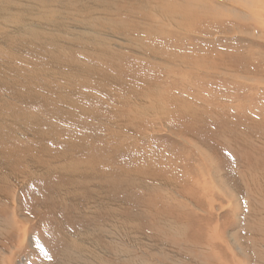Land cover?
Masks as SVG:
<instances>
[{
  "label": "rangeland",
  "instance_id": "1",
  "mask_svg": "<svg viewBox=\"0 0 264 264\" xmlns=\"http://www.w3.org/2000/svg\"><path fill=\"white\" fill-rule=\"evenodd\" d=\"M66 1L72 3L69 4L71 7L76 9L79 7L78 0ZM95 1V4L101 8L95 9V6L88 8L87 5H84L83 11L86 14H83L82 19L103 17L125 21L126 25L116 27L112 24L90 22L89 25L79 26L80 29L83 28L82 31L76 30L82 35L77 39V42L85 41L84 44L82 42V45L90 46L89 50L85 48L87 52L84 54L79 53L84 58H78L76 61L84 62V65L89 66L94 72L86 73L80 71L78 67L74 68V74L67 72L68 70L65 72L67 75H77L75 84L79 87L83 86L81 89L86 90L88 96H92L95 107H91L92 110L86 109V113L89 115L86 118L90 121L89 126H93V128L91 130L77 129V125L72 121H66L67 119L60 120V125H56L57 127L54 128L57 131L67 126L69 127L67 130H71L79 136L85 134L84 136L88 138L91 133H94L93 137L101 140L100 144H97L98 141L95 142L99 149L96 152L93 150L91 162L94 168L86 167V169H90L93 180L84 195L79 196L76 203H71L69 197L66 196V188L69 190L68 185L74 183L67 176L64 177L66 184H63L65 186L62 187L65 192L57 191L53 186L50 187L53 192H50V188L42 186L40 184L42 182H40L37 183V187L32 194H29V197L23 198L22 196L26 194V190L30 186L28 184L24 188L17 186L16 196L18 193L22 195H20L22 199L20 203L23 204L21 213L30 214L33 221L23 223L21 219H18L17 223L18 220H13L12 224L5 225L9 229L8 233L12 236L8 243H13L6 255V264H60V256L65 253L71 257L73 262L66 263L64 261L62 264H166L164 260L162 262L159 259L163 239L173 240L170 242L173 243L176 250H179L177 254L181 264H202L201 257L200 259L196 258L201 256L204 250L200 252L196 247L188 251L185 250L184 237L181 232L176 234L170 230L168 228L170 223L167 222L168 219H171V224H175L178 228L180 223L185 224L186 220H190L187 222L188 224L194 225L195 220L202 217L200 223L205 222L206 231L211 237L206 239L208 242L204 238L200 240V243L205 242L212 248H220L226 255L233 253L243 261L242 264H245L248 259H251L252 264H264V143L258 140V138L264 140V0H206L205 7L207 9L190 7L189 10L184 11L183 8H179V13L172 11L177 13L173 19L172 12H168L166 9L159 8L160 15H154L153 12L144 9L145 2L148 0H113L116 5L112 0ZM163 1L173 3L176 0ZM188 1L190 3L191 0ZM75 3L78 6H74ZM83 4L85 3H81L80 6ZM107 4L109 7H114V10H105V6L108 7ZM174 5L176 4L174 3ZM232 9L237 12L242 9L244 12L251 10L246 14L254 16L255 19L243 17V13H241L242 17H239L238 14H234L236 12H232ZM209 10L216 15L210 17ZM149 12L153 15L151 16ZM129 21L132 22L129 24ZM65 26L70 29V25ZM47 30L51 31L52 36L54 34L56 38L53 26ZM103 31L107 35L102 34ZM71 32L67 30L62 35L59 33L58 41L60 42L63 38L62 40L70 39L76 42L74 36H70L68 39ZM99 32L105 37L104 41L96 35ZM45 33L41 32L43 35ZM135 33L136 37L130 35ZM35 37L40 36L35 34ZM135 38H139L141 41L137 42ZM53 50L58 52L57 60L72 62L74 56L67 57L68 53L63 47L56 46ZM92 53L95 55V59H93ZM28 54L29 52L25 49L21 51V55L28 56L35 63L31 67L40 66L42 67L40 70H42L44 67L42 58L46 56L36 52L30 53L31 56ZM87 56L89 58H86ZM46 59L48 58L46 57ZM2 70L7 71V68ZM97 71H100L99 78ZM21 73L23 72L21 71ZM176 77L177 79H175ZM45 78L39 81L45 85L53 84L54 80L49 79L48 76ZM87 84L88 86H86ZM8 85L10 84L8 83ZM34 86L36 87V84ZM0 87L6 86L0 83ZM16 88H18L17 85ZM145 91L169 95L171 98L175 97L179 100L177 105L187 101L188 106H192V109L196 108L195 120L190 122L186 116L185 118L180 117L179 113L175 115L177 118H174V121L169 122L149 116H144L142 121L138 119L130 121L128 117L124 118L120 111L128 109L129 105L140 98ZM40 99L44 100L45 96ZM81 101L86 102L85 100ZM82 105H78L79 109ZM171 105L169 104V106ZM173 105L175 107V104ZM162 106L166 105L162 103ZM99 109L100 111H98ZM169 109L173 110V106ZM228 109L232 111L226 112ZM248 112L252 116H247ZM75 115L73 116L74 120L77 119ZM65 122L73 123L75 126ZM226 125H230V132H227ZM190 126L195 127L193 130L196 131H191ZM233 134L245 138V147L236 153L227 148L229 157L224 159L226 167H223V164L218 170L214 169V172H217V178H219L226 171L231 172L235 163L239 174L247 172L250 183L256 184L254 188L257 200L252 201L253 198L251 199L252 190L248 192V188H243L246 185L245 181L237 182L236 179L232 178L233 180H231L230 175L229 178L227 175H223L220 181L217 179V185L228 188L230 193L238 198L233 201V198L222 197L215 193L217 202L213 203L214 211L207 212L209 204L207 195L201 196L199 201L193 200L199 209H196L193 203L190 205L194 209L195 218L188 217L186 210L189 208V204H186L185 201L176 203L171 196L177 198L179 197L177 193L174 194L170 188L159 182L161 170L165 166L170 168L183 160L187 161L185 157L188 155L189 149L193 148L183 140V137L190 142L192 138H195L204 145L208 142L210 146L207 149H212V146L213 148L219 147L218 150L225 154L226 150L216 142H218L219 136L227 140L232 139ZM58 137L62 140L67 138L73 141V137L62 135ZM222 139L220 142H225ZM209 140L212 141L210 144ZM52 142L51 139L48 141L50 147H52ZM85 143L88 141L86 140ZM226 144L231 147L236 145L232 146L228 142ZM58 145L60 146V144ZM63 145L65 144H61V146ZM90 146L92 145L90 144ZM74 150L77 152L78 147H74ZM81 155L84 156V154ZM181 157L183 160H180ZM242 157L252 160H243ZM82 161L87 162L86 160ZM110 161L113 165H109L113 168L107 165L111 163ZM191 161L196 164L195 161ZM220 165L218 164V166ZM13 166L21 169V167ZM247 166H254V168L245 170ZM169 172L173 171L169 170ZM2 178L4 179L3 176H1V180ZM62 183H64L63 179ZM75 185L87 186L85 182L83 185L81 183ZM100 187L104 188L105 197L103 198L106 207L99 209L95 203L101 195ZM83 190L84 188H82ZM211 190L213 189L211 188ZM2 192L9 195L12 189L5 188ZM59 196L60 199L57 202L56 199ZM36 197L40 199L37 202ZM62 197L64 198L61 199ZM38 202L53 203L55 218L52 215L50 217L47 212L36 211L34 206ZM236 205L237 209H235ZM0 206L10 210L4 214L14 218L11 213L13 207L10 201L0 202ZM91 206L96 209L95 215L91 219H87V216L82 215L84 211L80 208L85 209ZM109 207H112L116 213H113ZM31 208L34 209L31 210ZM161 211L164 212L160 215ZM157 214L162 220H159ZM4 218L8 219L0 215V219L5 221ZM128 218L136 221L134 225L137 229L132 231L137 232L143 238L147 243L145 246L138 247L136 242L128 238L131 235L128 237L124 235L128 223H132ZM18 226L21 228L19 229ZM190 226L188 225V228ZM24 227L25 229H23ZM164 230L168 233L162 234ZM50 231L51 233H49ZM66 232L72 235V239L90 232L81 245L92 244V247H96L95 260L89 261L90 259L86 256L89 251L80 247L79 244L71 243L72 239L68 241L69 237L65 238ZM193 233L192 231L190 234ZM215 234H217L216 237ZM3 250L0 248V257L5 254ZM144 250L146 254H144ZM166 252L168 254L172 251L168 249ZM172 260L173 262L177 261L175 257H172ZM172 260L167 264H172ZM206 260L212 261L213 264L216 263L215 260Z\"/></svg>",
  "mask_w": 264,
  "mask_h": 264
},
{
  "label": "bare ground",
  "instance_id": "2",
  "mask_svg": "<svg viewBox=\"0 0 264 264\" xmlns=\"http://www.w3.org/2000/svg\"><path fill=\"white\" fill-rule=\"evenodd\" d=\"M78 1H79L78 2L79 7L77 9L75 7H71L69 4L72 3L66 0H61V1L60 0H1L0 2V83H3L6 86V87H0V189H1L0 202L10 201V204L13 207L11 213L14 215V218H11L9 215L4 214L5 212L10 210L3 209L0 206V215L8 218V219L4 218L5 221L0 219V248H3L4 249L3 251L5 252V254L2 257H0V264H6V258H7L6 255L7 253H9L8 252L9 249L12 248L13 246V243L12 244L8 243V241L11 240L12 236H10V234L8 233L9 229L5 225L12 224L13 220H18V219H21L23 223H30L31 221H33V218L31 220L32 216L30 214L21 213L23 207V204L20 203V201H22L21 199L22 195L18 193V195L16 196L15 189L17 186H21L22 188H24V186L26 187L27 184L30 186L26 190V194L22 196L23 198L25 196L29 197V194H32V192L37 187V183L40 182H42L40 183L42 186L45 187L47 186V188L53 186L57 191H64L62 187L65 186L63 184H66L64 177L67 176L71 178L74 181V183L68 185L70 187L69 190H67L66 188V192H67L66 196L69 197V201L71 203H76L79 199V196L84 195L85 190L87 189V187H89L90 183L93 180L90 169L89 168L86 169V167L87 166L93 167V164L91 162L93 156V150H95L96 152V150L99 149L98 146L95 145V142L98 141L97 144H100L101 140L96 139L97 137H93L94 133H91L90 137L88 136V138L84 136L85 134L79 136V134H75L73 131L67 130V128H69L67 126H64L61 130H57V131L54 130V128L57 127L56 125H60L61 122L60 120L63 119H67L66 121H72L75 125H77L76 127L77 129L91 130L93 128V126H89L90 121H88L86 118L89 116L86 113V109L92 110L91 107L93 108L95 107L94 100L92 99V96H88L89 94H86V90L81 89V87L83 86L79 87L77 84H75V79L77 75H67L65 71L68 70L67 72L74 74V68L78 67L80 71H84L86 73L94 72V70L92 71V69L89 66L87 67L86 65H84V62L76 61L78 58L81 59L82 57L80 56L79 53L84 54L85 52H87L85 48H88V50L90 49L89 48L90 46L87 47L85 45H82L83 41L81 43L79 41L77 42V39L80 38V36H82L80 35L81 33H78L76 31V30H79V32L82 31L81 29L83 28L80 29L79 28L80 25L86 26L89 25L90 22H93V23H102V24L105 23V25L112 24V25H116V27H119V26H125L126 23L125 21L106 19L103 17H97L95 19H89V18L82 19L81 17H83V14L84 15L86 14L83 11L84 5H87L88 8L95 6L96 7L95 9H99L101 7L95 4L96 3L95 0H78ZM187 1L188 0H176L173 3H167L164 2L163 0H148L146 2L143 1L146 3L143 8L148 9L151 13L153 12L154 15H160L159 10L161 8L166 9L168 12L173 11L177 13L180 12L179 8L180 9L183 8L184 11L186 9L189 10L190 7H194L201 10L207 9L205 7L207 2L206 0H191L190 3L189 1L188 2ZM81 3H85V4L80 6ZM174 3L176 5H174ZM53 5L59 7H54ZM74 6H78V5H76L75 3ZM105 10L108 11L114 10V7H109L108 5V7L105 6ZM124 10L126 9L124 8ZM173 12H172V19L176 17L177 14ZM232 12L233 13L236 12L234 14L236 15L238 14L239 17H242L241 13H243L244 15L243 17H247L249 19L251 18L253 20L255 19L254 16H250L246 14V12L250 13L251 10L249 11L246 10V12H244V10L242 9L237 12L232 9ZM208 13L210 14V17L216 15L214 12L210 10ZM122 22L124 23L122 24ZM130 22L132 21H129V24ZM135 22L137 23V21ZM65 25H70L69 27L70 29H68L67 26ZM51 26H53V29L56 32V38L54 34L52 36L51 31L47 30L48 28L50 29ZM67 30L72 31L68 35L69 36L68 39L70 38V36H74L76 42L70 39L68 41L62 40L63 38L60 40V42L58 41L59 38H57V35L59 33H60L59 35H62V33ZM41 32L44 33L47 32V33L43 35L41 34ZM101 33L105 34L104 31ZM35 34H38L40 37H35ZM96 35L100 36L104 41L103 38L105 37H103L100 34V32L96 33ZM130 35L135 36L136 33ZM135 41L138 42L141 40L139 38H135ZM72 43H78V44H72ZM19 44L21 45L22 48L20 47ZM56 46L63 47L68 53L67 57L74 56V58H72L71 60L72 62H67V61L61 62L57 60L56 57L58 55V52H55L53 50V48ZM23 49L28 51L29 54L30 53L34 54V52H36L37 54L39 55L41 54L42 56L45 55L48 58L46 59L47 61L45 60L46 57L42 58V60L44 61V67L42 70H40L42 68L40 66H36L34 68L31 67V65L33 66L35 63L31 58H28V56L21 55V51ZM92 57L93 59L96 58L94 54L92 55ZM86 58L89 57L87 56ZM3 68H7V71H3L2 70ZM63 68H65L66 70ZM21 71L23 73H21ZM97 72H99L97 75V77L99 78L100 71ZM46 76H48L49 79L54 80L53 84L45 85L44 83L42 84L41 81H39L42 79H46L45 78ZM175 79H177V77ZM6 81L10 85H8ZM34 84H36V87L34 86ZM16 85L18 88H16ZM86 86H88V84ZM146 91L142 93L140 98H137L131 104L129 103L130 105L128 109L120 111V113L123 115L124 118L128 117L130 121L135 119L142 121L144 116H149V117H157L161 120H167V122H169V121H174L173 119L177 118L175 115L179 113L180 117L183 116V118H185L186 116L190 122H193L195 120L194 116L197 115L196 108L192 109V106H188L186 104L187 101L185 102L183 101L181 102V104L177 105L179 100H177L175 97L171 98L169 95L165 96L162 94L153 93L151 91L150 92H146ZM44 96L45 99L41 100L40 98L43 99ZM81 100H85L86 102L83 103ZM162 103L165 104L166 106L163 107ZM79 104H83L80 109L78 106ZM169 104L172 105L169 106ZM173 104H175V107ZM172 106H173V110H170L169 108H171ZM98 111H100V109ZM229 111L232 110L231 109L226 110V112ZM74 114H76L75 116H77L75 117L77 118L76 120L73 119ZM246 115L252 116L249 112ZM65 123L75 126L73 123H69V122H65ZM226 126L228 128L227 132H230L231 131V127H229L230 125H226ZM190 127H191V131H196L193 130L195 129V127L193 126ZM131 129L133 130V128ZM60 135L70 138L73 137V141L68 140L67 138L63 140L61 138L59 139L58 136ZM236 136L237 135L233 134L232 139L229 138L227 140L225 138L222 139V137L219 136L218 142H216V144H219L220 147L223 146V148L226 150L225 154L220 150H218L219 149L218 146H217L218 148H213L212 146V149H207V147L210 146L208 145V142L204 145L202 144V142L196 140L195 138H192V141L190 142L188 139H185L183 137V140H185V142H187L193 148V149H189L188 155L185 157L187 161L185 162V160H183L181 157L180 160L183 161L179 162L177 165L170 168H167L168 166H165L161 170L159 174L160 178L158 179L159 182L163 186L170 188V190L173 191L174 194L177 193L179 197L176 198L174 196H171L172 200L176 201V203L178 201H185L186 204H189V208L187 210L185 209L186 211H188L187 213L188 217L192 219L195 218V215L193 213L194 209L191 208L190 205L193 203V200L199 201L201 196L205 197V195H207L206 198L207 201L209 202V204L207 205V210H206L207 212L214 211L213 203L217 202L214 196L215 193H218L222 197L233 198L234 199L233 201H235L238 198L236 195L234 196L232 193H230V190L228 188H223L222 185L221 186L217 185V179H219L220 181L223 175H227L228 178L230 175L231 180L236 179L237 182L245 181L246 185L243 188L244 189L248 188L247 189L248 192L252 190L251 199L253 198L252 201L257 200V194L254 188V185L256 184L252 182L250 183V178L247 172L245 174L240 175L239 172L236 170L235 163L231 169V172L226 171V173L220 175L219 178H217L218 175L216 174L217 172L216 173L214 172V169L215 171L218 170L219 168L222 167L223 164H224L223 167H226V163L224 162V159L225 157L226 158L229 157V155L227 154L228 153L227 148H230L229 149L230 151L232 149V151L236 153L240 149L245 147V141H244L245 138L238 136L236 137ZM50 139L53 140L52 147L48 145V141ZM220 139L224 140L226 143L228 142L232 146L233 144L236 145L233 147L228 146L225 142H220ZM86 140L88 141V143H85ZM258 140H260L261 143H264L263 139L258 138ZM93 142H94V146H93ZM210 142L212 141L209 140V144ZM58 144H60V146ZM61 144H65V145L61 146ZM90 144L92 146H90ZM74 147H78L77 152L74 150ZM81 154H84V156H82ZM242 159L252 160V159H245L243 157ZM82 160H86L87 162L84 163ZM191 160L195 161L196 164ZM109 164H112V162L107 164L108 167L109 166L112 167ZM218 164L221 165L218 166ZM13 165L21 167V169H17ZM97 165L99 166V162L97 163ZM253 168L254 166H247L245 170H249V169L252 170ZM169 170H172L173 172H169ZM84 175H85V179H84ZM1 176H3L4 179L2 178L1 180ZM62 179L64 183H62ZM84 182L87 184L86 187L75 185L76 183H81V185H83ZM81 187L84 188L83 191ZM5 188H11L12 192L9 195L4 194L2 190ZM100 188H101L100 191L101 195L96 199V203H95L96 205H98L99 209L102 207H106V203L103 198L105 197L104 188L102 187ZM211 188L213 190H211ZM50 192H53L51 188H50ZM37 198L38 197H36V202L40 200L39 198L38 199ZM63 198L64 197H62L61 199ZM59 199L60 196L56 199V201L58 202ZM193 204L194 206L197 205L196 203ZM52 205L53 203H49V202L48 203L38 202L37 205L34 206V208H36L35 209L36 211L38 212L40 211V213L47 212L50 215V217L52 215L53 218H55L54 217L55 210ZM34 208H31V210H33ZM109 208L110 210L113 211V213H116L115 210L112 209V207ZM195 208L199 209L198 206H196ZM80 209L84 211L82 215L87 216V219H91L95 215L96 209H94L92 206L89 208L86 207L85 209L83 208ZM235 209H237V205L235 206ZM143 210L149 212L146 209ZM162 212L164 211H161L160 215L162 214ZM160 215L157 214V217L159 218V220H162V218H160ZM202 218L195 220L196 222L194 223V225L188 224L187 222L190 220L188 221L186 220L185 223L186 225L180 223L178 228L176 227L175 224H174L175 226L171 224L172 223L171 219H168L167 222L168 224L170 223L168 225V228L173 232H175L176 234L181 232L182 237H184L183 244L185 246V250L188 251L191 248H195V247L198 248L200 252L204 250L201 256L197 258L193 256L196 259H200L201 257L202 264H213L212 261L206 259L215 260L216 261L215 264H242L243 261H241L235 254L232 253L230 255H226L224 251H222V249L220 250V248H212V246L206 245L205 242L200 243V240H203L204 238L206 240L208 237H211L208 235V231H206L207 228L205 222L203 221L200 223ZM128 220L132 221V223H128L127 228L124 230V235L127 237L128 235H131L128 238L136 242V245L138 247L145 246V244L147 243H145L143 238L137 232L132 231L134 229H137L136 226L134 225L136 224V221H133L132 219L129 218ZM205 221L207 222V220ZM17 222H19V220L16 221V223ZM188 225H191L190 228H188ZM18 228L20 229L21 227L18 226ZM23 229H25V227ZM192 231L194 233L190 234ZM90 232H92L91 229ZM49 233H51V231ZM167 233L168 232L164 230L162 234H167ZM88 234L83 233L82 236H79L78 238L73 237L72 239L71 237L72 235L66 232L65 238L69 237L68 241L72 239L73 242L71 243H73L74 245L79 244L80 247L86 249V251H89L87 253L85 252L86 256L90 260L88 258L87 259L89 261H94L96 258V254H95L96 247L95 246L92 247L91 246L92 244L91 245L88 244L85 246L81 245V242L84 240L85 237L88 236ZM216 236L217 234H215V237ZM170 241L163 239L162 241L163 246H161L162 252H160L159 254L160 255L159 259L162 262L164 260V262L167 264L169 261L172 260V257H175L177 261L173 262L172 260L173 262L172 264H181L179 260V255L177 254L179 253V250H176L173 243H171ZM206 241L208 242V240ZM176 244L179 243L176 242ZM168 249L172 251L168 253L169 255L166 252V250ZM144 254H146L145 250H144ZM60 257H61L60 264H62L64 261H66V263L73 262L71 257H69L68 254L66 253L65 255H62ZM81 258L79 259L81 260ZM180 258L182 257L180 256ZM105 262L107 261L105 260ZM252 263L253 262H251V259H248L245 264H252Z\"/></svg>",
  "mask_w": 264,
  "mask_h": 264
}]
</instances>
